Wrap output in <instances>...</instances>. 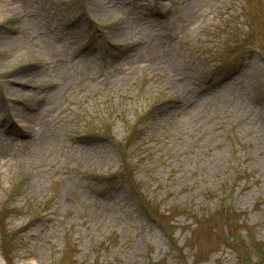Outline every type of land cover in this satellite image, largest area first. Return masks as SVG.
Wrapping results in <instances>:
<instances>
[{
  "label": "rangeland",
  "instance_id": "obj_1",
  "mask_svg": "<svg viewBox=\"0 0 264 264\" xmlns=\"http://www.w3.org/2000/svg\"><path fill=\"white\" fill-rule=\"evenodd\" d=\"M0 261L264 264V0H0Z\"/></svg>",
  "mask_w": 264,
  "mask_h": 264
},
{
  "label": "trees",
  "instance_id": "obj_2",
  "mask_svg": "<svg viewBox=\"0 0 264 264\" xmlns=\"http://www.w3.org/2000/svg\"><path fill=\"white\" fill-rule=\"evenodd\" d=\"M151 218H152V220H154V221H158V216L155 217L154 215H152Z\"/></svg>",
  "mask_w": 264,
  "mask_h": 264
},
{
  "label": "bare ground",
  "instance_id": "obj_3",
  "mask_svg": "<svg viewBox=\"0 0 264 264\" xmlns=\"http://www.w3.org/2000/svg\"><path fill=\"white\" fill-rule=\"evenodd\" d=\"M0 264H1V261H0Z\"/></svg>",
  "mask_w": 264,
  "mask_h": 264
}]
</instances>
